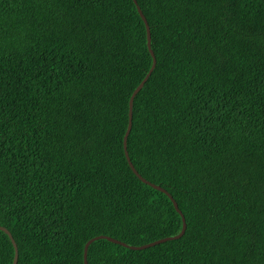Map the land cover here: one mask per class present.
I'll return each mask as SVG.
<instances>
[{"label":"trees","instance_id":"1","mask_svg":"<svg viewBox=\"0 0 264 264\" xmlns=\"http://www.w3.org/2000/svg\"><path fill=\"white\" fill-rule=\"evenodd\" d=\"M136 6L156 64L127 151L186 230L142 250L94 241L87 264H264V0H0V226L17 264L181 231L124 156L152 65ZM13 257L0 231V264Z\"/></svg>","mask_w":264,"mask_h":264},{"label":"water","instance_id":"2","mask_svg":"<svg viewBox=\"0 0 264 264\" xmlns=\"http://www.w3.org/2000/svg\"><path fill=\"white\" fill-rule=\"evenodd\" d=\"M132 1L134 3L136 2V0H132ZM136 9H137V12H138L139 16L143 20L144 25H145V30H146V45H147L148 52L150 53V56L152 58V65H151V68L149 69L148 73L145 75L144 79L135 88V90L133 91V93L131 94V96L129 98V103H128V125H127L126 132H125V134L123 136V141H122L123 150H124V155H125L126 161H127L128 165H129V167L132 169L133 173L143 183H147V184L151 185L154 189L159 190V191L167 194L168 197L170 199H172L171 196L165 190H163L159 186H156V185L151 184L150 182L146 181L143 177H141L136 172V170L134 169V167H133V165H132V163L130 161V158H129V155H128V152H127V139H128V136H129V133H130V130H131V126H132V108H133L134 97L143 88L145 82L147 81L148 77L151 75L152 71L155 68V64H156L155 56L153 54V51L151 50V34H150V28H149V26H148V24L146 22V19H145L143 13H142L140 7L136 6ZM174 207L178 211V213H179V215L181 217V220H182L181 231L177 235L171 236V237L162 238V239H158L156 241H153V242H150V243H147V244H144V245H140V246H129V245L123 243V242H120V241H118L116 239H113L111 237H108V236H103V235L97 236V237L91 238L90 240H88L85 243V245L83 247V264H87V250H88V247L91 245L92 242H94L95 240H98V239H106V240H108V241H110L112 243L119 244L121 246L128 247V248L133 249V250H142V249H146L148 247H151V246H154V245H157V244H160V243L169 241V240H174V239L180 238L184 234V232L186 230V222H185V218L182 215L181 211L177 208L176 203H174ZM0 231L4 232L8 236L9 240L11 241L12 246H13V249H14V257H13L12 264H17V259H18L17 245H16L15 241L13 240L12 235L10 234V232L6 228L1 227V226H0Z\"/></svg>","mask_w":264,"mask_h":264},{"label":"rangeland","instance_id":"3","mask_svg":"<svg viewBox=\"0 0 264 264\" xmlns=\"http://www.w3.org/2000/svg\"><path fill=\"white\" fill-rule=\"evenodd\" d=\"M131 131V130H130ZM130 134V133H129ZM124 151V150H123ZM128 152V151H127ZM129 155V154H128ZM125 156V155H124ZM131 161V160H130ZM132 163V162H131ZM133 165V164H132ZM129 166V165H128ZM134 167V166H133ZM135 169V168H134ZM155 185V184H154ZM150 186V185H149ZM157 186V185H156ZM152 187V186H151ZM153 188V187H152ZM164 190V189H163ZM159 191V190H158ZM167 195V194H166ZM170 195V194H169ZM168 196V195H167ZM171 196V195H170ZM171 198H172V196H171ZM170 199V198H169ZM170 201L172 202V204H173V206H174V203H176V205H177V208H178V204H177V202L172 198V199H170ZM175 208V207H174ZM179 209V208H178ZM183 215V214H182Z\"/></svg>","mask_w":264,"mask_h":264},{"label":"clouds","instance_id":"4","mask_svg":"<svg viewBox=\"0 0 264 264\" xmlns=\"http://www.w3.org/2000/svg\"><path fill=\"white\" fill-rule=\"evenodd\" d=\"M1 232H2V231H1ZM3 233H4V232H3ZM100 236H101V235H100ZM103 236H105V235H103ZM96 237H97V236H96ZM93 238H94V237H93ZM90 239H91V238H90ZM90 239H89V240H90ZM113 239H114V238H113ZM98 240H100V239H98ZM103 240H106V239H103ZM116 240H117V239H116ZM95 241H97V240H95ZM107 241H108V240H107ZM118 241H119V240H118ZM108 242H110V241H108ZM120 242H121V241H120ZM92 243H93V242H92ZM92 243H91V244H92ZM110 243H112V242H110ZM112 244H115V243H112ZM117 245H119V244H117ZM120 246H121V245H120ZM88 248H89V247H88Z\"/></svg>","mask_w":264,"mask_h":264},{"label":"bare ground","instance_id":"5","mask_svg":"<svg viewBox=\"0 0 264 264\" xmlns=\"http://www.w3.org/2000/svg\"><path fill=\"white\" fill-rule=\"evenodd\" d=\"M140 18H141V17H140ZM142 21H143V20H142ZM206 100H207V99H206ZM90 117H91V116H90ZM92 122H93V121H92ZM88 124H89V123H88ZM96 126H97V125H96ZM111 138H112V137H111ZM131 139H132V138H131ZM131 139H130V140H131ZM113 142H114V141H113ZM130 146H132V145H130ZM115 147H116V146H115ZM108 148H109V147H108ZM115 149H116V148H115ZM122 154H123V153H122ZM114 155H115V154H114ZM128 174H129V173H128Z\"/></svg>","mask_w":264,"mask_h":264}]
</instances>
